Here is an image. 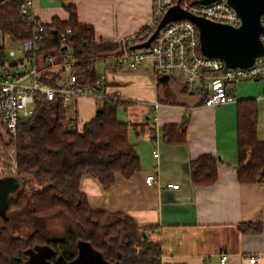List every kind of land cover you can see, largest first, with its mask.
<instances>
[{
  "label": "trees",
  "instance_id": "trees-1",
  "mask_svg": "<svg viewBox=\"0 0 264 264\" xmlns=\"http://www.w3.org/2000/svg\"><path fill=\"white\" fill-rule=\"evenodd\" d=\"M24 0L0 2V33L14 42L32 37L35 26L27 24L20 14ZM68 19L53 18L43 24L40 56L52 54L56 60L72 53L74 73L79 84L92 82L98 75L95 62L121 52V44L96 42L91 24H82L74 5L66 6ZM143 28V27H142ZM142 30V29H141ZM3 45H0V65H3ZM114 67V66H111ZM43 81L55 84L57 72L47 70ZM183 90H185L183 88ZM206 88L198 90L203 102ZM186 91V90H185ZM94 117L77 129L75 117H67L60 99L36 101L33 113L19 120L14 139L0 136L4 145L15 147L17 172L24 187L8 197V213L23 222L34 224L26 232H13L0 225V264H69L77 261L79 250L93 251L105 264H160V243L146 237L143 227L125 213L96 210L79 188L82 176L91 175L100 186L109 188L116 174L130 179L139 169L140 157L134 143L129 142L132 128L143 124L118 119V105L128 101L96 100ZM235 166L240 182L264 181V140L257 138L258 111L256 101H237ZM184 123L163 124V140L185 143ZM7 137V136H6ZM217 159L203 153L190 160L191 181L210 185L217 178ZM39 188L34 189L32 184ZM63 216L62 233L53 236L45 231L48 218ZM9 218V216H8ZM30 225V224H29ZM243 232L257 231V223H238Z\"/></svg>",
  "mask_w": 264,
  "mask_h": 264
},
{
  "label": "crops",
  "instance_id": "crops-1",
  "mask_svg": "<svg viewBox=\"0 0 264 264\" xmlns=\"http://www.w3.org/2000/svg\"><path fill=\"white\" fill-rule=\"evenodd\" d=\"M34 4V17L41 24L56 17L67 20L66 6L74 5L78 21L93 26L99 43L139 32L151 18L152 0H34ZM101 74L110 90L118 89L128 101L125 106L132 103L142 115L148 109L153 115L136 121L143 126L129 133L140 157L139 169L130 179L118 173L103 189L91 175L81 177L79 188L91 207L121 211L134 219L146 229L147 238L160 243V264H220V253L228 255L224 264H264V181L240 182L235 169L237 101H256L257 138L264 140L260 97L264 81H247L248 97L240 99L233 90L234 101L213 108L205 106L197 93L183 90L177 77L157 80L149 63L138 68L104 66ZM97 109L95 99L77 97L65 110L80 130ZM166 123H184L185 143L163 140ZM203 153L216 157L217 178L201 186L191 181L189 162ZM150 173L155 181L145 184ZM168 183L178 187L168 188ZM247 222L261 228L241 231L237 224ZM253 255L260 259L248 263Z\"/></svg>",
  "mask_w": 264,
  "mask_h": 264
},
{
  "label": "built area",
  "instance_id": "built-area-1",
  "mask_svg": "<svg viewBox=\"0 0 264 264\" xmlns=\"http://www.w3.org/2000/svg\"><path fill=\"white\" fill-rule=\"evenodd\" d=\"M200 0H152L151 18L139 32L119 39L121 52L112 57L101 58L104 66H121L138 68L149 63L155 78L175 76L180 85L189 93H197L206 88L203 104L208 107L234 101L233 85L243 81H264V56H258L251 65L243 67H226L218 57L205 56L200 49L199 30L189 19L170 20L159 28L156 36L147 47L131 49L134 44H141L156 30V26L169 8L175 4L184 11L201 16L211 22L239 27L241 19L229 4L228 0H213L204 4ZM34 0H24L20 14L27 24L36 28L32 37L20 42L18 48L6 54L3 45V65H0V136L8 139L16 137L19 120L30 117L36 101H52L60 99L66 109L77 97H90L95 100H121L118 89L110 90L103 74L97 75L94 81L79 84L74 73L72 53L66 52L62 59L52 54L40 56L41 41L45 37L42 32L44 23L34 17ZM264 26V14L260 17ZM9 39V37L7 36ZM264 44V32L259 35ZM10 40V39H9ZM98 61V60H97ZM96 61V62H97ZM95 62V65H96ZM57 72L55 84L43 81L46 71ZM264 99V90L260 94ZM156 122V118L153 119ZM157 157V153H153ZM17 172L15 147L4 145L0 138V179L14 177ZM155 181L153 173L147 174L145 184ZM175 189L177 183L166 184ZM228 255L220 253V264L227 261ZM260 256L253 255L248 263H255Z\"/></svg>",
  "mask_w": 264,
  "mask_h": 264
},
{
  "label": "water",
  "instance_id": "water-1",
  "mask_svg": "<svg viewBox=\"0 0 264 264\" xmlns=\"http://www.w3.org/2000/svg\"><path fill=\"white\" fill-rule=\"evenodd\" d=\"M3 0H0L2 2ZM213 0H200L207 4ZM232 8L241 19L239 27L211 22L201 16H194L182 10L178 4L169 8L156 26L154 33L141 44H134L131 49L147 47L156 36L159 28L170 20L189 18L199 30L201 52L208 57L220 58L226 67H243L251 65L258 56H264V44L259 35L264 32L260 17L264 14V0H228ZM15 188L13 177L0 179V216H4L7 204V194ZM4 218V217H3ZM97 255L93 251H84L81 247L77 261L69 264H101L92 257ZM103 264V263H102Z\"/></svg>",
  "mask_w": 264,
  "mask_h": 264
},
{
  "label": "rangeland",
  "instance_id": "rangeland-1",
  "mask_svg": "<svg viewBox=\"0 0 264 264\" xmlns=\"http://www.w3.org/2000/svg\"><path fill=\"white\" fill-rule=\"evenodd\" d=\"M0 45H4L6 47V54H8V52L11 49H14L16 47L18 48V44L11 45V42L9 41V39L6 36H3L1 33H0ZM96 63L97 64L95 65V72L98 75H100L101 72L103 71L104 63L102 60H98ZM244 82L245 83H237V84L233 85V87H232L234 90V93L236 95H238V98H240V99L242 96L248 97V83H247V81H244ZM83 98H85V97H83ZM140 111L141 110H138L137 106L133 105L132 103H130V105H128V106H124V105L120 104L117 107L118 119L121 121L127 122V123H130V122L136 123V121H143L147 115L151 116V117L153 115L150 109L145 111L144 115H142ZM132 133H133V129H131L130 134L132 135ZM4 138H7V137L5 136ZM13 179L15 181V188L8 192L7 197H9V198L13 197L18 192V189L24 187V181L22 180L21 177H18V178L13 177ZM39 187H40V185L34 182V184H32L31 189L32 188L37 189ZM8 216H9V218H8ZM25 217H26V214L23 213V214L19 215V219L13 218L8 213V211L5 210L4 218L0 217V225H4V226L6 225L11 230H13V232H16V233L26 232V231L34 228L35 225L34 224L31 225V223H29L28 221L23 222L20 219V218H25ZM65 224H66L65 217L56 216V217L48 218V220L45 221V224H44L45 228L44 229H45V231H47V233H50L53 236H58L62 233V230H63ZM103 264H105V263H103Z\"/></svg>",
  "mask_w": 264,
  "mask_h": 264
},
{
  "label": "flooded vegetation",
  "instance_id": "flooded-vegetation-1",
  "mask_svg": "<svg viewBox=\"0 0 264 264\" xmlns=\"http://www.w3.org/2000/svg\"><path fill=\"white\" fill-rule=\"evenodd\" d=\"M4 216H5V213H4ZM4 216H3V217H4ZM0 217H2V216H0ZM81 264H82V263H81Z\"/></svg>",
  "mask_w": 264,
  "mask_h": 264
}]
</instances>
